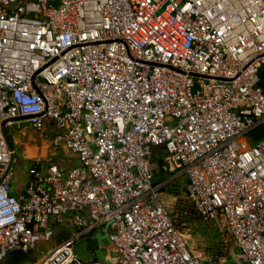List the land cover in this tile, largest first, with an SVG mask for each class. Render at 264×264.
Listing matches in <instances>:
<instances>
[{
    "label": "built area",
    "instance_id": "obj_1",
    "mask_svg": "<svg viewBox=\"0 0 264 264\" xmlns=\"http://www.w3.org/2000/svg\"><path fill=\"white\" fill-rule=\"evenodd\" d=\"M261 68L264 0H0V264L14 249L36 250L22 264H105L74 250L96 233L117 264H204L158 169L184 177L237 264H264ZM14 127L76 164L30 163L15 193Z\"/></svg>",
    "mask_w": 264,
    "mask_h": 264
},
{
    "label": "crops",
    "instance_id": "obj_2",
    "mask_svg": "<svg viewBox=\"0 0 264 264\" xmlns=\"http://www.w3.org/2000/svg\"><path fill=\"white\" fill-rule=\"evenodd\" d=\"M14 129L17 128L14 127L12 130ZM27 131L29 132V129L20 128L18 132L20 135L27 136ZM27 137L29 140L32 139L31 135H28ZM38 137L41 138L43 136L38 134ZM40 138L38 141H41ZM36 141V139H33L30 143H22L19 140L14 141L15 144L25 147L27 146L29 154L28 156H25L24 159L30 163L42 162L40 158L42 157L43 153H41L42 151L40 152L37 150V145H34ZM66 156H68L66 157L68 160L61 159L59 162L65 163L67 165L76 164L75 159L70 154L67 153ZM154 182L159 187L160 196L163 199L168 211L173 214L176 220L183 219L182 223L185 224L187 222V224L190 225L188 232L185 231L186 237L193 253L199 256L204 264H237L236 256L238 255L239 251L234 242L229 237L226 229L224 232H219L215 225L204 222L196 215L194 211L189 210L188 201L185 200L187 198L186 191L184 190L185 179L182 175L177 172H164V170L158 169ZM21 188L16 190L15 193H19ZM185 203H187V205ZM96 234L84 239L88 243L89 250H92L93 254V257L89 258L88 260L97 259L104 262L105 264H117V252L115 247L110 242H106L105 239L99 240L96 237ZM198 234L200 235L201 239L205 237L208 238L204 242L206 245L209 243L207 247L208 249L213 247L211 251L207 250V253H204L203 251L198 250L200 241V239L197 237ZM98 251L101 252L100 256H98Z\"/></svg>",
    "mask_w": 264,
    "mask_h": 264
},
{
    "label": "rangeland",
    "instance_id": "obj_3",
    "mask_svg": "<svg viewBox=\"0 0 264 264\" xmlns=\"http://www.w3.org/2000/svg\"><path fill=\"white\" fill-rule=\"evenodd\" d=\"M18 131H19V129H14V130L7 129V134H8L7 140L9 142L11 149L14 150L15 158L17 159L16 164H14L12 167V170H13L12 189L14 191L19 190V188H21L22 185L25 183V179H26V176L28 174V170L31 167L30 162L24 159V157L28 156V154H29L28 150H27V146L25 147V146L15 144L14 143L15 140H19L22 143H26V142L30 143V142H32L33 139H36L37 141L34 143V145H37L36 148L38 151H40V152L42 151L41 153H43V154H42V157L40 159L44 163H48L50 161H56V160H57V162H59L61 159L68 160V158H66V157H68V156H66V154L67 153L70 154V152H67L64 149L55 150L51 146L50 141L45 137H41V138L38 137L37 132H34L32 130H29V132L27 131L26 132L27 136L31 135V137H32V139L29 140L27 136L20 135V133ZM39 138L41 141H38ZM185 200L189 202L188 198H186ZM185 204L187 205V203H185ZM188 207H189V205H188ZM189 210H190V208H189ZM172 216H173V214H172ZM174 219H175V217H174ZM175 221L176 222L179 221L177 223H179L178 226L181 228L182 232H184V233H185V231L188 232V230L190 229V225L187 224V222L185 224L182 223L183 219H179V220L175 219ZM197 237L200 239L199 247H198L199 251H203L204 253H207V250H210V251L212 250L213 247H211V248L209 247L210 249H208L207 247H208L209 243L206 245L204 242L208 239L207 237L201 239L199 234ZM55 243H57L56 238H52L49 241H46V240L40 241L38 243V248H37L38 252H46ZM74 250L77 253L78 258L81 261L85 262L89 258L93 257L92 250H89L88 243L84 239L77 241V243L74 246ZM100 255H101V252L98 251V256H100ZM71 264H76V263H71Z\"/></svg>",
    "mask_w": 264,
    "mask_h": 264
},
{
    "label": "water",
    "instance_id": "obj_4",
    "mask_svg": "<svg viewBox=\"0 0 264 264\" xmlns=\"http://www.w3.org/2000/svg\"><path fill=\"white\" fill-rule=\"evenodd\" d=\"M259 75H262L264 73V68H261L259 70ZM264 87V84L261 83ZM6 142L9 145V142L7 140V135H6ZM11 148V147H10ZM96 237L101 240L105 239L106 242H109L106 233H97ZM37 256V252L35 249H30V250H23V249H14L8 252L6 256V264H22L23 262L27 260H31Z\"/></svg>",
    "mask_w": 264,
    "mask_h": 264
},
{
    "label": "trees",
    "instance_id": "obj_5",
    "mask_svg": "<svg viewBox=\"0 0 264 264\" xmlns=\"http://www.w3.org/2000/svg\"><path fill=\"white\" fill-rule=\"evenodd\" d=\"M262 83L264 84V73L262 74ZM254 136L258 137V134H254ZM160 179V178H159ZM162 181V180H160ZM159 182V181H158ZM155 185H157L155 182H154ZM192 212V211H191Z\"/></svg>",
    "mask_w": 264,
    "mask_h": 264
}]
</instances>
